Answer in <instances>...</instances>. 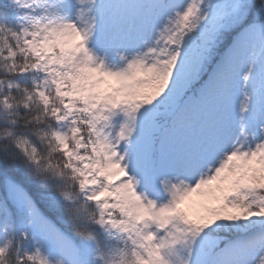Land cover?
<instances>
[{
    "label": "snow or ice",
    "instance_id": "snow-or-ice-1",
    "mask_svg": "<svg viewBox=\"0 0 264 264\" xmlns=\"http://www.w3.org/2000/svg\"><path fill=\"white\" fill-rule=\"evenodd\" d=\"M0 264H264V0H0Z\"/></svg>",
    "mask_w": 264,
    "mask_h": 264
}]
</instances>
